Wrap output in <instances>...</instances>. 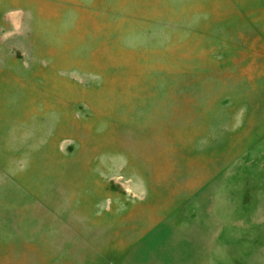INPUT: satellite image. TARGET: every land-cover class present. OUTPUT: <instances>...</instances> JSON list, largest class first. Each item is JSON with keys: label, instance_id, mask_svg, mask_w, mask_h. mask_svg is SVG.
<instances>
[{"label": "rangeland", "instance_id": "374dc122", "mask_svg": "<svg viewBox=\"0 0 264 264\" xmlns=\"http://www.w3.org/2000/svg\"><path fill=\"white\" fill-rule=\"evenodd\" d=\"M0 264H264V0H0Z\"/></svg>", "mask_w": 264, "mask_h": 264}]
</instances>
